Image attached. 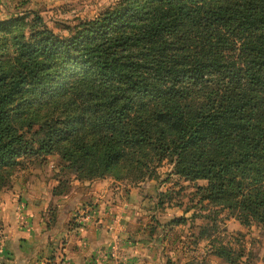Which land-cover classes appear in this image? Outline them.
Instances as JSON below:
<instances>
[{"label": "trees", "instance_id": "16d2710c", "mask_svg": "<svg viewBox=\"0 0 264 264\" xmlns=\"http://www.w3.org/2000/svg\"><path fill=\"white\" fill-rule=\"evenodd\" d=\"M13 22L0 23V192L20 157L127 184L168 162L205 181V210L264 225V0H117L67 34Z\"/></svg>", "mask_w": 264, "mask_h": 264}, {"label": "rangeland", "instance_id": "374dc122", "mask_svg": "<svg viewBox=\"0 0 264 264\" xmlns=\"http://www.w3.org/2000/svg\"><path fill=\"white\" fill-rule=\"evenodd\" d=\"M116 2L0 0V23L14 20L10 28L13 32H24L29 25L35 24L39 28L46 26L58 34H67L68 27L98 16ZM26 136L30 138L29 134ZM16 162L9 169V182L1 189L0 198L6 194H17L23 184L31 185L32 188L38 180L44 181L50 190L69 191L73 185V174L68 168H63L57 156H46L44 160L20 157ZM104 179L108 182L110 194L121 191L122 198L134 202L130 207L134 223H129L127 230H122L125 232L123 239L133 232L138 236L149 237V241L153 242V260H157L158 264H264V225L257 221L246 225L235 217H227L226 211L212 214L205 210L196 191V185L205 184L204 180H184L172 173V165L168 162H163L153 177L137 184H127L112 176ZM204 215H208V218ZM212 215L215 218L214 229H211ZM115 217H118L117 213L113 219ZM176 218H184L185 221L174 223ZM203 225L212 234L206 240L198 239ZM143 238L138 237L137 241ZM217 244L233 248L234 262L215 256L214 246Z\"/></svg>", "mask_w": 264, "mask_h": 264}, {"label": "crops", "instance_id": "0c3cea01", "mask_svg": "<svg viewBox=\"0 0 264 264\" xmlns=\"http://www.w3.org/2000/svg\"><path fill=\"white\" fill-rule=\"evenodd\" d=\"M72 179L60 195L38 180L1 196L0 264H158L149 237L123 239L133 201L110 194L104 178Z\"/></svg>", "mask_w": 264, "mask_h": 264}]
</instances>
